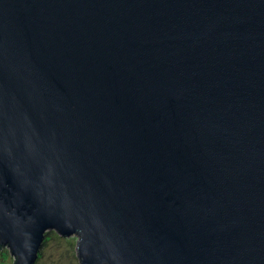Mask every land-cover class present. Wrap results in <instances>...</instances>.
<instances>
[{
  "label": "water",
  "instance_id": "1",
  "mask_svg": "<svg viewBox=\"0 0 264 264\" xmlns=\"http://www.w3.org/2000/svg\"><path fill=\"white\" fill-rule=\"evenodd\" d=\"M80 264H264V0H0V247Z\"/></svg>",
  "mask_w": 264,
  "mask_h": 264
},
{
  "label": "rangeland",
  "instance_id": "2",
  "mask_svg": "<svg viewBox=\"0 0 264 264\" xmlns=\"http://www.w3.org/2000/svg\"><path fill=\"white\" fill-rule=\"evenodd\" d=\"M77 243L78 235L65 237L55 230H49L45 233L33 264H80ZM14 259L8 246L0 248V264H12Z\"/></svg>",
  "mask_w": 264,
  "mask_h": 264
},
{
  "label": "trees",
  "instance_id": "3",
  "mask_svg": "<svg viewBox=\"0 0 264 264\" xmlns=\"http://www.w3.org/2000/svg\"><path fill=\"white\" fill-rule=\"evenodd\" d=\"M1 247H3V246H1ZM1 247H0V248H1Z\"/></svg>",
  "mask_w": 264,
  "mask_h": 264
},
{
  "label": "bare ground",
  "instance_id": "4",
  "mask_svg": "<svg viewBox=\"0 0 264 264\" xmlns=\"http://www.w3.org/2000/svg\"><path fill=\"white\" fill-rule=\"evenodd\" d=\"M59 234V233H58Z\"/></svg>",
  "mask_w": 264,
  "mask_h": 264
}]
</instances>
